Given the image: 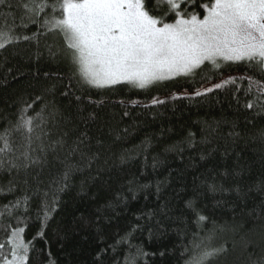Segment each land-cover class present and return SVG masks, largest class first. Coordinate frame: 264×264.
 I'll use <instances>...</instances> for the list:
<instances>
[{"label": "trees", "instance_id": "1", "mask_svg": "<svg viewBox=\"0 0 264 264\" xmlns=\"http://www.w3.org/2000/svg\"><path fill=\"white\" fill-rule=\"evenodd\" d=\"M22 2L0 6V28L20 37L0 49V131L31 104L27 115L43 109L44 117L33 139L48 145L63 137L66 145L27 170H0V206L28 197L0 219V241L9 225L23 227L29 264H189L194 243L226 249L205 264L264 257V110L246 108L252 96L232 85L194 94L229 76L252 75L248 66L206 65L144 89L90 87L62 35L29 23ZM26 135L21 128L11 137L17 155ZM78 140L86 155L69 157L68 145ZM33 155H41L38 147ZM69 164L74 170L55 192ZM54 193L46 219L41 208Z\"/></svg>", "mask_w": 264, "mask_h": 264}, {"label": "snow or ice", "instance_id": "2", "mask_svg": "<svg viewBox=\"0 0 264 264\" xmlns=\"http://www.w3.org/2000/svg\"><path fill=\"white\" fill-rule=\"evenodd\" d=\"M4 5L6 0H0V6ZM6 6L12 7L11 4ZM21 6L27 10L29 23L62 35L72 63L83 83L90 87L128 83L144 89L159 81L193 75L206 65L219 68L222 62L244 63L252 75L229 76L203 91L196 89L194 94L201 96L232 85L235 92L243 91L245 97L252 96L246 108L264 110V0H26ZM19 39L12 27L0 28V49ZM50 54L59 55L51 49ZM164 102L158 98L152 100L153 104ZM31 107L29 104L21 109L18 121L10 122L9 127L0 131V170L17 173L27 170L41 164L48 151L55 153L57 147L66 145L63 137L48 145L39 135L33 139L32 134L41 128L44 117L43 109L35 116L27 115ZM21 128L27 133L26 144L17 155L11 137ZM194 135L189 133L190 137ZM258 135L264 140V129ZM35 141H40L37 147L41 155H33L37 151V147H33ZM83 143L78 140L68 145V156L78 153L84 158ZM9 153L13 154L11 159L7 158ZM73 170L72 165L66 166L56 182L55 192L63 191V182ZM9 190H12L11 185ZM27 201L28 197H24L0 206V219L11 216L13 209L26 206ZM56 202L54 193L51 203L45 201L42 205L46 219L50 218L49 211L54 210ZM205 219L199 217L200 221ZM17 223L23 220L17 218ZM7 231V239L0 241V253L8 251L0 255V264H29L30 242L22 235L25 229L9 225ZM193 247L197 251L189 264H205L226 251L223 246L211 251L200 250L197 243ZM254 264H264V257Z\"/></svg>", "mask_w": 264, "mask_h": 264}, {"label": "rangeland", "instance_id": "3", "mask_svg": "<svg viewBox=\"0 0 264 264\" xmlns=\"http://www.w3.org/2000/svg\"><path fill=\"white\" fill-rule=\"evenodd\" d=\"M222 63H226V62H222ZM181 76H183V75H181ZM177 77H180V76H177ZM174 78H176V77H174ZM174 78H172V79H174ZM170 80V79H169ZM164 81H167V80H164ZM159 82H162V81H159ZM156 83H158V82H156ZM119 84H121V83H119ZM155 84V83H154ZM117 85V84H116ZM153 85V84H152ZM112 86H114V85H112ZM149 86H151V85H149ZM110 87V86H109ZM11 258V257H10Z\"/></svg>", "mask_w": 264, "mask_h": 264}]
</instances>
